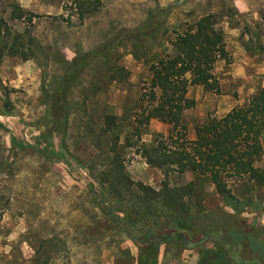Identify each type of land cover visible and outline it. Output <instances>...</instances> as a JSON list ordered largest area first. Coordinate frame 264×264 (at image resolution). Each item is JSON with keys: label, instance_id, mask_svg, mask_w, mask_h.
<instances>
[{"label": "rangeland", "instance_id": "rangeland-1", "mask_svg": "<svg viewBox=\"0 0 264 264\" xmlns=\"http://www.w3.org/2000/svg\"><path fill=\"white\" fill-rule=\"evenodd\" d=\"M13 3L31 19L9 20ZM68 12L67 0H0V14L10 27L29 30L40 48L36 58L4 56L0 63V264H140L142 228L170 231L166 207L161 200L143 206V224H128L117 208L110 218L105 210L113 205L131 210L140 199L125 179L113 191L100 182L119 176L110 172L115 157L126 178L162 188V171L146 164L135 149L166 133L168 125L152 119L140 139L132 134L139 122L134 123V112L150 77L148 65L174 53L176 32L205 14L216 15L229 59L213 66L218 92L202 85L187 90L194 105L182 121L194 138L195 126L208 116L244 105L264 86V0H101L82 20L74 13L69 18ZM155 14L162 23L152 36L132 38L124 32ZM115 35L121 38L113 47L70 82L66 130H53L50 95L65 63ZM105 114L115 116L112 125L104 124ZM43 135L47 142L39 139ZM263 164L264 156L255 161V166ZM182 177L188 180L190 174L171 175L170 184ZM229 186L231 197H226L205 181L183 200L192 211L195 203L244 220L247 230L264 229V184L232 180ZM120 193L122 200L116 197ZM181 232V239L159 243L157 264H254L244 242L231 241L235 246L227 251L218 242L222 232L212 227L203 235ZM189 242L196 245L188 248Z\"/></svg>", "mask_w": 264, "mask_h": 264}, {"label": "trees", "instance_id": "trees-1", "mask_svg": "<svg viewBox=\"0 0 264 264\" xmlns=\"http://www.w3.org/2000/svg\"><path fill=\"white\" fill-rule=\"evenodd\" d=\"M67 2L70 8L67 16L70 18L74 13L82 20L98 9L101 0ZM30 15L19 4L13 3L9 20H30ZM161 23L162 19L157 14L150 15L138 28L124 32L132 38L140 34L152 36ZM120 38L121 35H115L94 50L79 54L65 63L64 73L50 95L53 130H66V93L70 82L91 59L111 49ZM172 44L175 48L173 54L160 55L148 65L150 77L142 87L140 102L134 112L133 121L139 122L132 126V134L140 139L142 127H146L152 119L168 125L166 133H157L152 142H142L135 149L146 164L162 171V188L155 190L126 178L122 166H118L114 157L112 163L115 165L110 172L119 176H112L109 180L104 177L106 179L100 183H108L110 191H113L116 182L125 179L129 187H136V190L132 189L140 199V205L131 210L113 205L105 213L110 218L116 217L113 210L117 208L124 212L128 224H143L145 216L140 211L142 207H149L150 201L163 202L170 231L165 235L161 231L142 228L139 239L144 245L139 248L140 264H157L159 243L181 239V231L194 230L203 235L210 227L222 232L218 242L227 251L235 246L231 241L244 242L254 264H264V229L247 230L244 220L227 212L206 210L195 203L192 211L191 204L187 207L183 200L194 195L196 185L205 181L212 183L217 193L226 197H231L229 183L232 180L264 184V164L262 167L255 166V161L264 156V86L259 87L244 105L235 106L220 117L208 116L195 126L194 138H189L182 118L183 112L193 106L194 101L187 97V90L191 85H202L218 92L219 83L212 69L218 59L228 60L229 55L224 32L214 13L205 14L185 30L176 32ZM37 49L40 48L29 30H13L8 19L0 14V63L4 56H20L24 60L36 58ZM114 119L115 116L105 114L104 124L112 125ZM39 139L47 142L45 135ZM126 144L131 145L129 137H126ZM185 173L190 174V179L182 177L176 185L170 184L171 175L181 177ZM120 195L116 197L124 199ZM149 212L145 210L146 215Z\"/></svg>", "mask_w": 264, "mask_h": 264}, {"label": "water", "instance_id": "water-1", "mask_svg": "<svg viewBox=\"0 0 264 264\" xmlns=\"http://www.w3.org/2000/svg\"><path fill=\"white\" fill-rule=\"evenodd\" d=\"M195 245H196V243L189 242V243L187 244V247H188V248H191V247H193V246H195Z\"/></svg>", "mask_w": 264, "mask_h": 264}]
</instances>
